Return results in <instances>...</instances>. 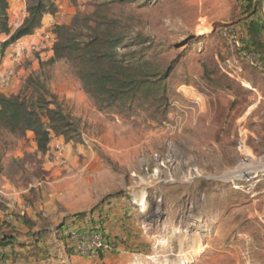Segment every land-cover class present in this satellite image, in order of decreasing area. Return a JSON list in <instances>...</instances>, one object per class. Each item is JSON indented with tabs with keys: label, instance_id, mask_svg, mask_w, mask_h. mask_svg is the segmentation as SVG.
Segmentation results:
<instances>
[{
	"label": "rangeland",
	"instance_id": "obj_1",
	"mask_svg": "<svg viewBox=\"0 0 264 264\" xmlns=\"http://www.w3.org/2000/svg\"><path fill=\"white\" fill-rule=\"evenodd\" d=\"M257 1L264 19V0ZM54 2L53 31L45 34L55 37V27L80 12L96 13L117 26L115 35L127 30L121 57L166 72L152 79L165 91L99 111L71 65L49 63L55 38L14 66L15 79L3 93L16 94L29 77L41 78L79 134L69 142L53 138L42 154L32 134L16 139L0 131V242L23 245L3 264H264V115L263 140L246 138L255 126L238 119L256 93L239 82L238 91L252 95H238L228 80L219 82L215 59L226 50L219 28L242 29L240 1ZM241 142L249 157L239 152ZM58 146L65 152L56 159ZM67 227L75 233L98 227L118 249L65 258L57 237ZM38 241L45 251L36 250Z\"/></svg>",
	"mask_w": 264,
	"mask_h": 264
},
{
	"label": "trees",
	"instance_id": "obj_2",
	"mask_svg": "<svg viewBox=\"0 0 264 264\" xmlns=\"http://www.w3.org/2000/svg\"><path fill=\"white\" fill-rule=\"evenodd\" d=\"M239 1L244 14L242 31L247 49L255 53L264 64V19L258 12L260 3L257 0ZM25 3L26 17L22 25L15 28L11 23L8 0H0V55H4L20 39L33 35L42 27L46 16L58 12L54 0H25ZM106 20L96 13L80 12L70 24L57 25L54 29L53 56L49 63L64 61L71 65L84 91L95 101L99 111L126 108L136 100L138 94L142 95L143 100L151 92L164 94L165 88L161 82L152 79H158L166 72L152 67L150 61L133 62L121 57L118 48L123 44L127 30L115 35L113 32L117 26L107 25ZM225 52V49L220 52L223 60H226ZM259 73L264 76V73ZM0 131L16 139H23L28 133H33L37 151L46 154L54 137L69 142L79 134V127L59 96L41 78L32 76L24 82L18 93L5 95L0 92ZM107 219L109 217L102 221ZM70 228L67 227V231L57 237L66 246L63 256H84L79 246L87 242L88 237L99 234L98 227L83 228L81 232L75 229L76 233ZM87 233L89 235L83 238ZM99 236L101 242L111 250L95 248L98 256L116 252L118 247L114 241L101 233ZM72 238H75V242L71 241ZM39 242L36 243V250L45 251L46 245L38 247ZM22 246L12 238L1 241L0 264L17 255ZM46 259L49 258L46 256Z\"/></svg>",
	"mask_w": 264,
	"mask_h": 264
},
{
	"label": "built area",
	"instance_id": "obj_3",
	"mask_svg": "<svg viewBox=\"0 0 264 264\" xmlns=\"http://www.w3.org/2000/svg\"><path fill=\"white\" fill-rule=\"evenodd\" d=\"M264 12V8L262 9ZM26 17V11L18 17L17 21L13 24L15 28H18L22 25L24 19ZM219 34L223 38L224 43L226 45V55L227 58L220 64L221 69L233 79L238 80L241 84L246 87L250 88V86L242 81L241 79V70L243 65H247L250 68L256 69L258 72L264 73V64L262 60L253 52H250L247 49L245 43V34L243 33L242 29H240L236 25H226L219 28ZM55 37L50 33H42L38 36L36 42H16L14 44V50L9 56L7 65H2L0 63V92L10 88L12 86L13 80L15 79V68L14 66L19 64L23 61L26 57L34 54L42 52L46 49V45L49 41H52ZM252 89V88H250ZM253 90V89H252ZM256 92V90H253ZM197 102V101H196ZM238 150L241 154L249 157L250 155L246 151V144L241 142L238 146ZM65 152L64 146H58L57 151L55 153V158L59 159ZM256 178V177H255ZM254 178V179H255ZM250 178L246 180L249 182L253 181ZM96 237L97 242L94 243L92 239ZM95 248H104L105 251H110L108 246L104 245L101 242V237L98 235H93L88 237L87 242L82 243L79 246V251L81 255H88V254H97L94 251Z\"/></svg>",
	"mask_w": 264,
	"mask_h": 264
},
{
	"label": "crops",
	"instance_id": "obj_4",
	"mask_svg": "<svg viewBox=\"0 0 264 264\" xmlns=\"http://www.w3.org/2000/svg\"><path fill=\"white\" fill-rule=\"evenodd\" d=\"M8 2L10 5L9 15H10L11 23L14 24L15 21H17L18 17L23 13V11L26 10L25 0H23L22 4H21V2L18 1L19 3L17 5H15L14 0H8ZM52 23H54V17L51 15L46 16L43 23H42V27L40 29L36 30L33 35L24 37L17 42H25V43L36 42L38 36L40 34L46 32L47 29L53 31L52 29H50V26L52 25ZM242 29H244V28L242 27ZM14 44L11 45L7 49V51L4 53V55H2V54L0 55V63L2 65H6L8 63L9 56L12 53V51L14 50ZM47 55H48V57L53 56L52 49L49 51V53ZM215 59L217 60L218 66H220V64H223V62L225 61V58H224V60L223 59L220 60L218 55L215 57ZM215 59H213V62L216 64ZM240 75H241V79H243L250 86V88H252L253 90L254 89L256 90L255 96H257V97H255V99H254V104L250 105L249 108L243 112L241 117H239L238 122L242 121V123H244V125H246L245 127H247L248 123H250V125H252V126H255L254 129L246 130V132H247L246 138H250L256 142H261V139L263 140V138H261L262 135H260V133H259V126L261 124L260 122H262V120H261L262 115H264V88H263L264 87V76L261 75L257 70L250 68L247 65H243ZM218 78L221 80L219 82L223 83V85L228 80L227 83H225V84H228L227 87H230V88L232 87L233 92L239 90V87H238L239 81L236 79L230 78L221 69V67H220V72H218ZM260 83L263 84L262 87H261ZM223 85H220V86L224 87ZM238 92H240V91H238ZM246 93H249L250 95H252V93H250V92H246ZM246 93L240 92V93H238V95H240V94L246 95ZM237 96H236V94H234L233 97H231L232 100L236 101L238 99ZM239 99H241V97H239ZM245 104L246 103H244V104L240 103L238 107H244ZM236 112H237V110H235L233 113L235 114ZM30 134H32L34 136L33 133H30ZM54 138L58 139L57 141L62 140V138H57V137H54ZM35 148H37V147H35Z\"/></svg>",
	"mask_w": 264,
	"mask_h": 264
},
{
	"label": "bare ground",
	"instance_id": "obj_5",
	"mask_svg": "<svg viewBox=\"0 0 264 264\" xmlns=\"http://www.w3.org/2000/svg\"><path fill=\"white\" fill-rule=\"evenodd\" d=\"M145 204V198H142L139 200V205H144Z\"/></svg>",
	"mask_w": 264,
	"mask_h": 264
}]
</instances>
